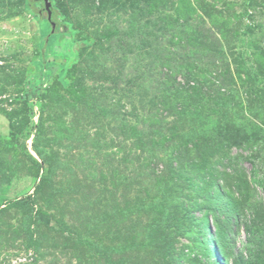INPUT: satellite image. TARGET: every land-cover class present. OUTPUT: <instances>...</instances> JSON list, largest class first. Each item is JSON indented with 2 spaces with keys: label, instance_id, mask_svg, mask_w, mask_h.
<instances>
[{
  "label": "rangeland",
  "instance_id": "374dc122",
  "mask_svg": "<svg viewBox=\"0 0 264 264\" xmlns=\"http://www.w3.org/2000/svg\"><path fill=\"white\" fill-rule=\"evenodd\" d=\"M0 264H264V0H0Z\"/></svg>",
  "mask_w": 264,
  "mask_h": 264
},
{
  "label": "water",
  "instance_id": "95a60500",
  "mask_svg": "<svg viewBox=\"0 0 264 264\" xmlns=\"http://www.w3.org/2000/svg\"><path fill=\"white\" fill-rule=\"evenodd\" d=\"M45 1H47V0H45ZM46 5L49 6V2H46Z\"/></svg>",
  "mask_w": 264,
  "mask_h": 264
}]
</instances>
